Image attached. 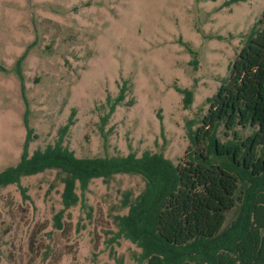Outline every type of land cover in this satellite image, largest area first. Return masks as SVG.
<instances>
[{
  "label": "rangeland",
  "instance_id": "rangeland-1",
  "mask_svg": "<svg viewBox=\"0 0 264 264\" xmlns=\"http://www.w3.org/2000/svg\"><path fill=\"white\" fill-rule=\"evenodd\" d=\"M263 13L264 0H0V172L21 159L27 127L31 154L57 142L72 113L63 145L78 158L151 152L184 163L192 125ZM61 178L49 170L0 189V264H137L140 249L114 240V218L144 179L92 180L57 230Z\"/></svg>",
  "mask_w": 264,
  "mask_h": 264
},
{
  "label": "trees",
  "instance_id": "trees-1",
  "mask_svg": "<svg viewBox=\"0 0 264 264\" xmlns=\"http://www.w3.org/2000/svg\"><path fill=\"white\" fill-rule=\"evenodd\" d=\"M123 91L109 99V114L122 102ZM183 93L187 108L192 94ZM207 101L200 126L190 129L184 163L175 165L151 152L142 158L133 153L78 158L63 145L74 125L72 113L57 142L31 154L29 144L37 137L27 127L21 159L0 172V189L19 186L23 177L58 172L64 208L55 215L54 226L61 230L62 213L80 201L92 180L136 174L145 188L126 202L127 214L115 216L114 240L130 241L140 249L137 264H264V13L229 76ZM221 127L229 141L217 136ZM239 127L253 132L243 137ZM237 201V217L225 227Z\"/></svg>",
  "mask_w": 264,
  "mask_h": 264
}]
</instances>
